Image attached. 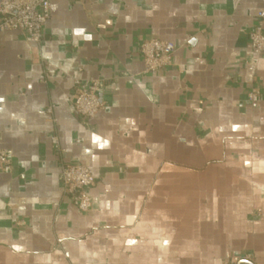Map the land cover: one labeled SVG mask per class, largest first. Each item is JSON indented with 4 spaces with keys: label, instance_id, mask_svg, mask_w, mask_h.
Wrapping results in <instances>:
<instances>
[{
    "label": "crops",
    "instance_id": "obj_1",
    "mask_svg": "<svg viewBox=\"0 0 264 264\" xmlns=\"http://www.w3.org/2000/svg\"><path fill=\"white\" fill-rule=\"evenodd\" d=\"M51 2L38 57L0 33V264H264V54L248 48L264 0ZM151 36L176 45L156 72ZM79 78L107 101L87 121ZM62 158L96 176L88 212Z\"/></svg>",
    "mask_w": 264,
    "mask_h": 264
},
{
    "label": "built area",
    "instance_id": "obj_2",
    "mask_svg": "<svg viewBox=\"0 0 264 264\" xmlns=\"http://www.w3.org/2000/svg\"><path fill=\"white\" fill-rule=\"evenodd\" d=\"M51 14V0H1L0 33L10 30L21 32L32 47L33 57H38L37 50L40 51L44 44V27ZM256 17L257 22L249 33L248 48L252 53L260 56L264 54V9L260 10ZM175 51V43L167 39L145 37L140 44V56L147 72H156L172 65ZM102 88L101 79L75 80L73 106L85 121L106 108L107 101L98 94ZM249 99L256 101L257 95L252 92L249 94ZM54 143L59 150H62L57 138H54ZM13 159L12 152L0 148V171H11L14 165ZM95 180V174L87 165L61 159L60 182L63 191L82 212H88L92 207L89 190L95 184ZM236 262L237 258L230 257L224 261V264Z\"/></svg>",
    "mask_w": 264,
    "mask_h": 264
}]
</instances>
